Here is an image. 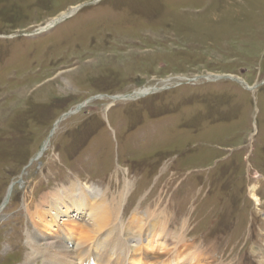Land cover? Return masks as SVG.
I'll list each match as a JSON object with an SVG mask.
<instances>
[{"label": "rangeland", "instance_id": "rangeland-1", "mask_svg": "<svg viewBox=\"0 0 264 264\" xmlns=\"http://www.w3.org/2000/svg\"><path fill=\"white\" fill-rule=\"evenodd\" d=\"M72 183L264 264V0H0V264H43L28 207Z\"/></svg>", "mask_w": 264, "mask_h": 264}, {"label": "bare ground", "instance_id": "bare-ground-1", "mask_svg": "<svg viewBox=\"0 0 264 264\" xmlns=\"http://www.w3.org/2000/svg\"><path fill=\"white\" fill-rule=\"evenodd\" d=\"M52 23L47 25L50 27ZM150 92L144 89L129 99ZM124 191L117 192L116 197L109 189L94 192L72 183L43 195L37 204L31 201L33 207L30 209L28 205V210L33 233L28 235L29 247L42 256L43 264H101L108 255V258L114 255L113 264L211 263V255L185 240L183 228L178 233L168 231L170 220L162 211H136L123 224ZM251 197L257 202L254 194ZM46 239L52 242L39 249L40 242ZM134 239L137 243L131 246ZM160 251L163 253L159 256ZM164 254L169 256L161 259Z\"/></svg>", "mask_w": 264, "mask_h": 264}, {"label": "water", "instance_id": "water-1", "mask_svg": "<svg viewBox=\"0 0 264 264\" xmlns=\"http://www.w3.org/2000/svg\"><path fill=\"white\" fill-rule=\"evenodd\" d=\"M63 19H65V17H63ZM62 18L60 19V20H63ZM37 32H39V31H37ZM215 80H217V79H226V77H215L214 78ZM125 98V97H124ZM118 99H120V98H118Z\"/></svg>", "mask_w": 264, "mask_h": 264}]
</instances>
